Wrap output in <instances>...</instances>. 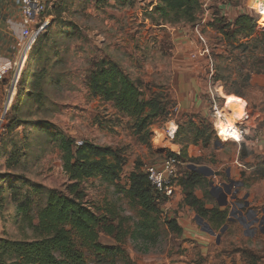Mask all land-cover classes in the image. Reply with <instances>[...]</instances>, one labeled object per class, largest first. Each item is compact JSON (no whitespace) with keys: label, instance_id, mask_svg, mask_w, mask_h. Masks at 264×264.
I'll use <instances>...</instances> for the list:
<instances>
[{"label":"rangeland","instance_id":"374dc122","mask_svg":"<svg viewBox=\"0 0 264 264\" xmlns=\"http://www.w3.org/2000/svg\"><path fill=\"white\" fill-rule=\"evenodd\" d=\"M262 1L211 0L213 24L215 20L229 24L243 15L256 23L250 36H239L231 43L212 23L207 25L201 31L207 53L201 50L204 46L193 24L160 27L150 22L147 18L151 15L146 11L148 0L145 3L143 0L46 1L45 25L29 39L22 86L19 91L16 83L9 87V97L12 89L16 90L12 105L24 124L12 132L5 131L6 112L12 105L0 117V239H30L31 231L21 223L20 206L27 205L36 224L46 193L63 191L68 184L55 141L56 135H63L75 143L88 142L120 150L125 160L117 181L120 187L127 186L136 169L142 172L147 166L161 165L164 158L182 150L185 156L178 161L177 171L181 175L178 186L189 165L207 167L213 173L221 165L218 174L214 173L216 178L208 180L201 176L193 186L194 196L206 208H218L207 195L211 190L209 183L218 188L222 185L220 181L228 179L227 183H233L230 195L222 191L229 218L223 232L222 227L212 235L210 224L203 219L199 222L196 211L184 203V195L179 193L177 201L174 197L161 206L158 232L150 237L142 234L137 209L117 186L100 178L86 180L82 189L87 204L98 215L119 223L126 234L124 242L117 244L100 233L98 241L103 246H119L133 264H251L236 252L238 249L252 251L257 258L255 264H264V177L244 180L242 175L247 172L241 166L247 162L238 160L241 166L231 164L246 141L251 146L259 141L264 143V87L255 81L251 84L253 78L264 75ZM180 41L184 43L177 45ZM101 59L118 64L132 79L142 80L143 100L156 98L161 103V114L142 133L134 131L133 119L90 93L89 75ZM43 70L38 96L40 89L35 86V80ZM11 74L10 70L9 81ZM181 82L185 84L182 87L178 86ZM222 95L234 96L227 98L232 110L240 103L236 98L242 100L241 112L245 117L224 113L218 118L216 113L226 105ZM38 98L42 106L35 105ZM232 116H235L233 126L245 130L247 138L221 142L215 132L217 123H226ZM171 121L180 132L173 140L166 135V128L169 134L175 125ZM45 124L50 126L42 127ZM197 128L202 136L198 144H193L192 136ZM253 150L248 149L249 155L244 156L249 161L246 166L262 164L264 168V148L253 147ZM234 168L241 171L236 174ZM167 220H175L179 226L183 222L189 224L194 238L184 239L174 234L168 229Z\"/></svg>","mask_w":264,"mask_h":264},{"label":"trees","instance_id":"16d2710c","mask_svg":"<svg viewBox=\"0 0 264 264\" xmlns=\"http://www.w3.org/2000/svg\"><path fill=\"white\" fill-rule=\"evenodd\" d=\"M201 2L202 0H159L158 5L150 13L151 17L147 19L160 27L195 25L200 14ZM255 23V19L243 15L229 24L215 20L211 26L231 43L237 41L239 36H250L255 31ZM44 74L45 70L40 71L35 80L37 83L35 86L40 89L37 92L38 96L41 95ZM22 81L21 76L16 81L18 91ZM143 84L142 80L132 79L118 64L101 59L89 75L88 89L93 96L112 103L119 113L133 119L134 131L140 134L163 110L158 99H142ZM34 103L42 106L39 98ZM18 114L12 105L7 112V123L4 127L6 132H12L24 124ZM49 126L42 125L47 128ZM179 135L178 127L174 139ZM201 136L202 132L197 128L192 136V143H199L197 140ZM55 141L61 153V167L68 184L63 191L49 190L46 193L45 204L37 214L36 224L32 222L27 205L20 206L21 223L31 231V238L0 239V264H118L119 261L123 264H133L119 246H103L99 243L100 233L114 239L117 244L124 242L126 234L122 232L119 223L114 224L111 218L98 215L87 204L82 189V183L92 178H100L117 186L125 162L123 154L120 150L104 148L88 142L76 146L73 140L63 135H56ZM247 155L249 151L243 144L240 147V157L245 158L244 156ZM184 156V150L178 155L170 154V157L176 158L177 161ZM254 176L264 177V168L254 170L245 180ZM199 180H201L200 174L188 167L185 168L180 181L184 203L196 211L198 218L206 220L212 231L220 230L228 221L227 212L220 211L216 207L207 209L194 196L193 186L195 181L199 183ZM117 187L128 203L137 209L142 234L151 237L157 233L161 206L167 202V199L152 188L147 177L139 169L130 175L126 187ZM166 224L171 232L182 235V229L175 220H167ZM236 252L250 260L251 264L257 262L256 255L250 250L238 249Z\"/></svg>","mask_w":264,"mask_h":264},{"label":"built area","instance_id":"2783aa9c","mask_svg":"<svg viewBox=\"0 0 264 264\" xmlns=\"http://www.w3.org/2000/svg\"><path fill=\"white\" fill-rule=\"evenodd\" d=\"M46 1L45 0H21L20 11H21V17H22V29L20 31V44H19L20 48L24 44H26L28 40L30 39L31 35L33 34L32 27L34 25L39 24L38 30L44 27L46 21L43 20V15L46 10ZM143 2L145 3L146 0H143ZM210 2L211 0H202L198 21L194 25V32L199 37L201 44H203L204 46V48L202 47L201 49L203 53H207L208 48L206 46V42H205V39L201 31L209 23L212 22V12L210 9ZM158 3H159V0H148L146 4L147 5L146 11L151 13L153 8H155L158 5ZM145 21L147 22L146 18H145ZM13 65L14 63L12 64L11 71L13 70ZM9 73H10V67L6 65L0 66V78L5 77ZM218 118H220L219 115H218ZM171 122L174 123V121H171ZM177 128L178 127L176 125V130L171 135L167 134L168 128H166V135L168 137L167 139L169 140L174 139ZM234 128L235 130H237V133H238V140L236 142L243 141V139L247 135L246 131L243 129H239L237 125H235ZM215 132L217 134L218 139L221 142H224L223 137L220 136L218 129L215 128ZM81 144L82 142L75 143L76 146H80ZM179 165L180 163L175 158L167 157L163 159V161L161 162V165L147 166L143 168L142 173L147 177V180L152 186V188L160 196L165 197L167 200H170L174 196L175 189L178 187L177 181L181 177V175L177 171Z\"/></svg>","mask_w":264,"mask_h":264},{"label":"crops","instance_id":"0c3cea01","mask_svg":"<svg viewBox=\"0 0 264 264\" xmlns=\"http://www.w3.org/2000/svg\"><path fill=\"white\" fill-rule=\"evenodd\" d=\"M20 9H21V0H0V66L6 65V66L10 67V70L12 69V64L13 63L15 64L17 62V59L20 55H22V54H24V56L27 55V49L29 46V45H25V44L21 48L19 46V44H20V31L22 29V17H21ZM38 26H39V24H36L32 27L33 32L38 30ZM34 27H37V28L34 29ZM40 30H38V31H40ZM174 31L175 30H172V33H174ZM182 43H184V41H180L179 43L177 42V45H182ZM17 53H18V55H17ZM14 68H15V66L13 65V69ZM13 73H14V70H12V74L10 76V81L7 80L9 74H7L3 78H0V117L4 116L7 113L6 111L9 109V107L6 106V102H7L8 97H9L8 96L9 87L12 86L14 83H16V82H14V83L12 82ZM183 85H185V84L183 82H181L178 86L182 87ZM222 97H223V99H226L227 97H234V96H230V95L223 96L222 95ZM240 101L242 102V100H240ZM243 117H245L244 114H243ZM246 134H247V132H246ZM245 146L250 151H255V150H253V147H257V149L264 148V143L262 141H259L256 145L251 146L250 143H248L246 141ZM199 147H200L199 145H198V147L196 146V149H198ZM190 148L191 147L188 148L189 152H190ZM262 152H263L262 154L264 155V151H262ZM175 153L176 152H174V154ZM177 155H178V151H177ZM238 160H241V161L244 160L245 162H247V164L249 162L248 159H246V158L241 159L240 149H239V157L237 156L235 161L233 160L231 164H236L238 166H241L238 164ZM247 164H244L243 166H241V168H243L247 172V175H244V173H243L244 180L247 179V177L254 170H258L259 168H263V167H261L262 164L261 165L255 164V165H251V166L248 165V167L246 166ZM220 169H221V165H218V167L214 173L216 174L218 171H220ZM234 171L237 174L241 170L234 168ZM205 178H207V177H205ZM209 178H211V177H208V180H209ZM214 178H216V175L214 176ZM227 181H228V179L226 181H220V184H223ZM242 187H245V185H243ZM179 193L180 194L182 193V187L181 186H178L175 189V193H174L173 198L175 197L176 201L179 199L178 198ZM209 195L211 196V198H213L215 203L218 204V209L220 211L226 210V205H225L226 198L222 194V192L216 193V194H214L215 196H213V195H211V193L209 191ZM226 195H228V194H226ZM207 209H209V208H207ZM180 227H182V236L184 239H193L194 238L195 233L192 232L193 229L190 227L189 224H186L185 222H183V224L180 225Z\"/></svg>","mask_w":264,"mask_h":264},{"label":"bare ground","instance_id":"6f19581e","mask_svg":"<svg viewBox=\"0 0 264 264\" xmlns=\"http://www.w3.org/2000/svg\"><path fill=\"white\" fill-rule=\"evenodd\" d=\"M261 5L262 6L260 8L263 9L264 8V1H262ZM257 10L261 14L260 9L258 8ZM261 17L262 18H261L260 22L263 20L262 14H261ZM260 22L258 23L259 26L262 25ZM262 26H264V25H262ZM30 42H31V40H29L25 45H29ZM25 61H26V56H24V54H22L18 57L17 62L14 64L15 68L13 69L14 70L13 79H12L13 83L16 82V80H18L19 77L21 76L22 68L25 66ZM12 91H13V94L10 95L9 99L6 102L7 107H10V105H12V102L14 100V96H15L14 93H16L15 88L12 89ZM227 98H229V97H227ZM227 98H226V105L224 106V108L221 111H219L217 113L219 115V117H222L224 115V113L226 115H227V113H232L233 115H238V117H243V113L241 112V110L243 109L244 104L238 98H236L237 100L240 101V103L237 105H234L235 107H238L236 110H232L230 107H228L229 101L227 100ZM225 108H228V110H225ZM239 111L241 113H239ZM233 118H235V116H232L230 118V120L228 119V121L226 123H223V122L217 123L218 131L220 133V136L223 137L224 142H227V141H235L236 142L238 140L237 130H235V128L233 126V123L235 122V120H233ZM175 130H176V126L174 125V127H171V129L169 130L168 135H171Z\"/></svg>","mask_w":264,"mask_h":264},{"label":"water","instance_id":"95a60500","mask_svg":"<svg viewBox=\"0 0 264 264\" xmlns=\"http://www.w3.org/2000/svg\"><path fill=\"white\" fill-rule=\"evenodd\" d=\"M254 81L256 83H258V85L260 87H264V75H260V76H257L256 78H253L251 84L254 83ZM258 81V82H257ZM188 168L192 171H195L197 172L198 174L204 176V177H213L214 176V173L213 171H211L210 169L206 168V167H196L194 165H189ZM232 182H229L228 184H222L221 185V188H218V187H214L213 186V183H210L209 186L211 188L210 190V193L211 195L215 196L214 194V191H216L217 193H220L222 191H224L226 194L230 195L231 194V187H232ZM237 187L240 186V184H235ZM235 191H238V190H235ZM247 206V205H246ZM241 207V206H239ZM197 219L199 220V222H201L202 220L200 218L197 217ZM229 220V218H228ZM204 225L208 228V225L204 223ZM227 228V226H224L222 229H221V232H223L225 229ZM209 232L214 235L213 231L209 229ZM217 237V242L216 244H218V241H219V235L216 236Z\"/></svg>","mask_w":264,"mask_h":264},{"label":"flooded vegetation","instance_id":"af4514ba","mask_svg":"<svg viewBox=\"0 0 264 264\" xmlns=\"http://www.w3.org/2000/svg\"><path fill=\"white\" fill-rule=\"evenodd\" d=\"M258 82V81H257ZM223 184H228L227 182L223 183Z\"/></svg>","mask_w":264,"mask_h":264}]
</instances>
